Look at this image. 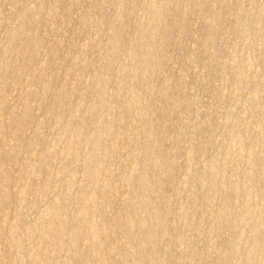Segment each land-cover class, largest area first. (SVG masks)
<instances>
[{
  "label": "bare ground",
  "instance_id": "bare-ground-1",
  "mask_svg": "<svg viewBox=\"0 0 264 264\" xmlns=\"http://www.w3.org/2000/svg\"><path fill=\"white\" fill-rule=\"evenodd\" d=\"M0 264H264V0H0Z\"/></svg>",
  "mask_w": 264,
  "mask_h": 264
},
{
  "label": "rangeland",
  "instance_id": "rangeland-1",
  "mask_svg": "<svg viewBox=\"0 0 264 264\" xmlns=\"http://www.w3.org/2000/svg\"><path fill=\"white\" fill-rule=\"evenodd\" d=\"M62 1L63 2H66L67 0H62ZM56 39H57V37H56ZM100 54H101V49L99 47H96V48L94 47L91 50V52H90L91 59L93 61H96L97 62L101 58V55ZM177 54H178V52L174 53L173 57L174 58H177L178 57ZM41 59L42 60H47L48 59V56H47V53L46 52H42L41 53ZM32 70H33V68L30 69L29 71H32ZM90 85H91L90 81L85 80V81H83V82L80 83V86L79 87H80V89L88 90V89H90ZM29 86H30V78H25L24 80H22L20 82V84L18 85V88H16L17 91H14L13 95L11 96L10 103L12 105H14L15 102H17V96L20 95L21 93L27 91L28 90L27 88ZM13 98H14V100H13ZM199 98H202L204 101L208 100V97H206L205 91L200 93ZM34 113L35 114L37 113L36 114V117L38 118V117L41 116L42 111L41 110H37ZM49 134L51 135L52 133H49ZM25 155L26 154L24 152H22L20 154V157H24ZM20 159H22V158H20ZM37 185H38V172H35V173L31 174V175L30 174H27L26 178L23 181V188L22 187L19 188V187L13 186L15 188H18L17 190H15V188L13 190V187H12V191L15 194V196L18 199L20 197V203L22 205V208H21L22 217L24 218V220H26V223H24L22 225V228H21V234H20L21 239L26 236L24 230L27 227V224L31 223L36 217H38V214L46 206L45 203H39L37 206L32 207V205H33V203L35 201V198H36ZM15 210H16V206L12 207V209L10 211L11 215L14 214ZM29 219H31V220H29Z\"/></svg>",
  "mask_w": 264,
  "mask_h": 264
}]
</instances>
